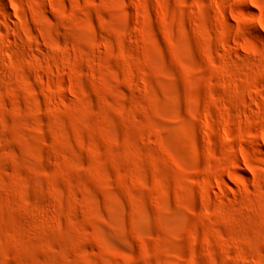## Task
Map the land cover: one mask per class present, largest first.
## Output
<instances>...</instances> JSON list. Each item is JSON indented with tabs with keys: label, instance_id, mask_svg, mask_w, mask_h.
<instances>
[{
	"label": "rangeland",
	"instance_id": "1",
	"mask_svg": "<svg viewBox=\"0 0 264 264\" xmlns=\"http://www.w3.org/2000/svg\"><path fill=\"white\" fill-rule=\"evenodd\" d=\"M0 264H264V0H0Z\"/></svg>",
	"mask_w": 264,
	"mask_h": 264
},
{
	"label": "bare ground",
	"instance_id": "2",
	"mask_svg": "<svg viewBox=\"0 0 264 264\" xmlns=\"http://www.w3.org/2000/svg\"><path fill=\"white\" fill-rule=\"evenodd\" d=\"M3 41H5V42H9V40H8V39H6V38H4V39H3Z\"/></svg>",
	"mask_w": 264,
	"mask_h": 264
}]
</instances>
